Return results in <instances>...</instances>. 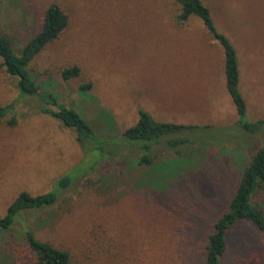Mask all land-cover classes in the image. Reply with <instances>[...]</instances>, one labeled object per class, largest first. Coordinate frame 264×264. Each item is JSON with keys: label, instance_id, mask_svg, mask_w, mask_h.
<instances>
[{"label": "rangeland", "instance_id": "374dc122", "mask_svg": "<svg viewBox=\"0 0 264 264\" xmlns=\"http://www.w3.org/2000/svg\"><path fill=\"white\" fill-rule=\"evenodd\" d=\"M205 2L240 53L248 118L264 120V0ZM52 3L68 13L70 24L32 61V73L100 135L120 136L137 121L139 108L160 120L229 133L203 136L205 147L195 142L179 153L158 146L150 166L137 164L139 148L126 147L109 161L102 182H96L102 176L97 168L77 174L55 206L24 212L19 220L40 239L69 250L72 264H206L213 220L228 209L239 163L264 136V127L246 132L238 126L222 46L199 20L179 25L172 0H0V33L20 48ZM71 65H79L81 75L63 78ZM87 83L92 89L81 90ZM14 100L16 112L0 122V216L21 191L52 189L85 155L74 129L22 99L17 78L2 71L0 106ZM21 229L17 225L16 236L0 245L9 249L22 239ZM3 257L0 248V264ZM225 264H264V234L240 222L229 235Z\"/></svg>", "mask_w": 264, "mask_h": 264}, {"label": "trees", "instance_id": "16d2710c", "mask_svg": "<svg viewBox=\"0 0 264 264\" xmlns=\"http://www.w3.org/2000/svg\"><path fill=\"white\" fill-rule=\"evenodd\" d=\"M172 2L177 5L175 20L179 25L199 20L205 26L208 36L222 46L227 91L233 103L226 96L236 111L238 126L246 132L262 130L264 120L251 121L248 118V104L242 89L240 53L230 37L217 26L211 6L205 0ZM69 24L68 13L58 3H52L45 11L39 29L20 48L17 49L11 36L0 33V72L5 71L17 78L22 99L37 104L42 113L74 129L76 141L85 154L83 163L56 179L52 189L37 194L21 191L9 204L6 213L0 216V241H5L9 234L11 237L16 236L11 231L17 225L22 227L21 231H16L22 239L15 238L9 249L0 245L4 250L3 264H72L69 250L37 237L32 228L19 220V216L27 211L55 206L60 201L59 192L73 183L77 174L97 168L102 171V176L96 182H102L104 176L108 177L110 173L109 161L123 154L126 147L139 148L141 153L137 164L150 166L155 162V149L158 146L169 147L179 153L181 148L192 146L195 142L201 143V148L205 147L203 136L212 135L216 139L225 131L229 133L224 127L160 120L147 109L139 108L137 121L120 136L100 135L79 109L63 103L56 92L40 85L31 70L32 61L49 44L55 42ZM81 73L79 65H71L62 70L65 79L80 76ZM80 89L91 90L92 83L83 84ZM17 102L14 100L0 106V122L7 114L16 112ZM16 123V118L9 120L11 126ZM250 148L254 151L243 163L238 162L240 176L228 209L213 220L212 231L205 244L206 264H225L229 235L240 222L248 221L264 234V136L259 144ZM237 151L234 155L241 156ZM118 166H122L121 162L112 167L117 170Z\"/></svg>", "mask_w": 264, "mask_h": 264}]
</instances>
